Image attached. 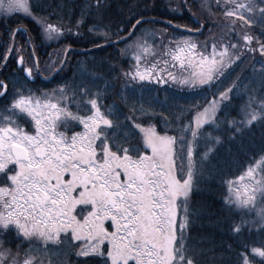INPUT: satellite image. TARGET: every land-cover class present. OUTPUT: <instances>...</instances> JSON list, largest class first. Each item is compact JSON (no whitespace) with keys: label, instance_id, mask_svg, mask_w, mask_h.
I'll return each mask as SVG.
<instances>
[{"label":"trees","instance_id":"16d2710c","mask_svg":"<svg viewBox=\"0 0 264 264\" xmlns=\"http://www.w3.org/2000/svg\"><path fill=\"white\" fill-rule=\"evenodd\" d=\"M238 1L243 4L246 0ZM24 2L26 10L4 11L5 7H0V65L10 33L19 25H26L32 36L28 45L24 34L18 32L17 49L27 64L35 55L44 74L54 72L56 55L61 56L67 47H75V51L67 53L63 69L49 81L28 82L22 75L6 80L7 92L2 100L29 96L41 99L43 93L58 92L59 88L60 116L71 120L81 116L73 112L77 101H95L110 126L97 127L101 136L96 138L93 154L102 164L112 158L110 166L118 171L128 157L151 160L143 130H154L153 134L170 144L169 173L162 175L173 177L178 189L189 193L181 196L184 215H177L184 220V230L176 240L171 264H183L184 259L191 264H264V257L253 251L260 250L264 255V193L258 197L259 217L249 207L236 203L230 192L232 183L253 166L264 177V47L258 49L264 46V0H249V8L240 14L233 13L236 0ZM139 19L143 21L134 26ZM38 22L57 29V42L46 39ZM183 41L193 45L202 61L184 60L188 53L181 51ZM218 47L226 49L224 60L214 55ZM175 57L192 66L197 64L195 71H206L210 78L198 83L180 77L174 63L177 61L171 60ZM69 75L75 79L87 75L93 82H84L79 90L66 81ZM212 99L220 100L214 118L194 130L195 115ZM67 107L72 113L65 110ZM89 110L90 106L81 108L82 115L87 116ZM7 120L25 126L21 116L3 105L0 126ZM63 129L68 135L78 127ZM105 142L114 155L106 150ZM13 167L15 164L4 168L6 181H0V187L12 189L11 200L20 197L19 181L35 173L31 167L22 168V173ZM47 171L41 170L40 175ZM141 173L135 169L131 180L144 194L135 190L132 195L141 201L140 215L147 217L151 189L148 180H141ZM188 175L186 189L183 183ZM63 177L59 175L58 181L67 179L70 184V175ZM148 196L146 209L142 206ZM38 199L43 201L42 196ZM24 200L29 203L28 198ZM128 204L136 206L138 202L131 199ZM5 205L0 201V249L9 256H39L51 264L110 263L105 252L108 244L96 230L90 236L81 231L76 238L73 228L77 220L46 225L26 215L9 219L2 210ZM92 241L102 244L93 252L89 250Z\"/></svg>","mask_w":264,"mask_h":264},{"label":"rangeland","instance_id":"374dc122","mask_svg":"<svg viewBox=\"0 0 264 264\" xmlns=\"http://www.w3.org/2000/svg\"><path fill=\"white\" fill-rule=\"evenodd\" d=\"M7 1L5 5H0V7H5L6 10L4 11L26 10L24 0ZM235 4L237 5H235L233 13L236 14H240L244 12V9L246 11L249 8V0H246L243 4H239V1L236 0ZM38 24L47 40H50V42L57 40L59 34L57 29L42 22H38ZM9 40L10 45L13 40L11 48L14 50V55L19 53L20 50L17 49L18 47L14 42L16 38L12 33H10ZM9 44L6 48L7 51ZM189 45L188 41L182 42L181 51L188 53V55L185 54L184 60L196 63L202 61L201 58L195 55L193 45ZM263 47L262 45L258 49L261 51ZM217 49L213 51L214 55H220L219 57L223 59L226 49L223 47ZM7 53L5 52L6 55ZM175 59L171 60H173L172 62L177 61L174 63H177L178 75L187 81L193 79L197 80L198 83H204L210 78V74L208 75L206 71L201 69L195 71L197 64L192 66L184 63L181 58L175 57ZM209 62H213V59L209 60L208 64ZM31 67L34 71L33 66ZM197 72L201 73L198 74ZM52 91L43 93L41 99L29 96L14 101L5 100L2 104V106H7L14 115L21 116L25 121V126L17 125L15 120H7L5 124L0 126V181H6L8 173L3 172L4 168H8L13 164L16 166L12 168L15 172L22 173L20 170L26 167L35 170V173H30L19 181L17 195L20 197H14V200L9 198V196H14L11 188L0 187V201L6 203L2 208V210H5L4 216L9 219L25 215L27 217L32 216L46 225L54 222L62 224L66 221L77 220L78 223L73 228L76 238H80L81 231H83V235L90 236L92 231L96 230L100 234L101 240L108 243L105 252L110 260L109 264H171L176 240L181 236L180 230H184V220L179 219L177 215L178 212L184 215V199L181 196L186 197V193L187 195L189 193L188 190L178 189L176 179L173 177L170 179V177L162 175L165 172L169 173L167 170L170 165V144L163 138L153 134L154 130L144 128L143 139L146 145L149 146L152 159L157 164L155 165V172L152 171L145 176L148 180L147 185L151 189V215L142 217L140 215L142 212L141 201L139 202L137 197L134 196L139 193L144 194V191L137 188V184L131 180V176L133 177L134 168L141 169L145 166V161L143 159L132 160L128 157L124 161L125 163H122L124 166L119 167L121 171L111 168L112 158H109L105 165L99 162L97 158L93 162L91 159L94 157L93 152L87 156V150L92 147L94 137H96L97 131L100 130L94 128L96 133L93 135L90 123L96 127L93 120L97 122L100 117L96 109H94L92 115L83 116L81 108L96 107V102L77 101L73 112L81 116L71 120V118L60 116V112H63L60 106L62 104L61 91L59 88L57 89L58 92L51 93ZM46 94H51V96H48L49 99H45ZM54 96L56 97L53 99ZM219 104V99H212L195 115L193 120L194 130L214 118ZM65 110L72 113V109L68 107ZM101 121L104 122V126L101 125L100 128L110 126L107 119L103 120L101 118ZM62 126L63 128L73 126L78 127V129L71 134L69 132L67 135L68 130H64ZM72 134H75V136H72ZM13 145L22 146L28 151L27 161L16 160L13 157L11 152ZM80 147H83L82 151ZM78 148L80 151H78ZM107 151L110 155H114L111 154L110 148H107ZM87 158L91 160L88 165H85L83 161H86ZM41 170H48L49 172L46 173H49V175L46 173L40 175ZM59 175L64 176L63 178H68L70 175V184L66 183L67 179L59 182ZM143 178L142 175L141 180ZM113 183L121 187L124 203L132 199L138 204L136 206L128 203L123 204L120 208L117 206L115 210L113 208L116 205L105 206L108 189ZM139 183L141 184L140 180ZM183 184H186L184 186L187 189L190 184L189 175ZM135 190L137 191L136 194L132 195ZM230 192L236 203L249 207L253 213L261 217L258 197L264 193V177L258 173L255 166L246 170L244 175L238 177L232 183ZM42 193L47 194L49 200L42 205L35 206V197H40ZM24 197L28 199L30 197L29 203L24 200ZM147 201H150L149 196L146 198L144 206H142L146 209L149 208L147 207V204H149ZM154 215L157 221L155 230V223H150ZM142 244L144 245L142 246ZM100 245L102 244L92 241L89 248L93 252ZM253 251L259 254L258 256L264 257L260 250ZM13 254L9 256L0 249V264H4L3 260L5 264H51L47 258L43 259L39 256L22 257L21 253ZM61 254L65 256V252L62 251ZM177 264H181L180 261ZM183 264H191V262L184 259Z\"/></svg>","mask_w":264,"mask_h":264},{"label":"bare ground","instance_id":"6f19581e","mask_svg":"<svg viewBox=\"0 0 264 264\" xmlns=\"http://www.w3.org/2000/svg\"><path fill=\"white\" fill-rule=\"evenodd\" d=\"M7 2H8L7 0L1 1L0 2V5H5ZM37 18L38 17L36 16L35 20ZM142 21L143 20H141V19L137 20L134 23V26L136 25V23L142 22ZM17 29H18V31L15 33V31ZM18 32H22L24 34V37H25V39L27 41V44L30 45V41H29L28 37H30L32 35L28 31L27 26L26 25L25 26L24 25H19V27H16L14 29V31L12 32V35L14 36V38H16V34ZM12 43H13V40L11 41V45L9 44L10 46H9L8 51L7 50L5 51V52H8V53H7V55L6 54L3 55V58H2L3 61L1 63V65H0V87H1L0 88V92L2 90L1 82H4L6 84V82H5L6 80L13 79L14 77H17V76L20 77L19 75H22V77L26 81H28V82H33V81H35L37 79L42 80V81H49L52 78L53 74H57L58 72H60L63 69L65 62L67 61V53L70 52V51H75V47H67L64 50V52L62 53L61 56L59 54L56 55V64H55L56 65L55 66L56 68H55L54 72L52 73V75L51 74L50 75H47V74H44L43 73V71L41 70V68L39 69V66L37 64V60L34 57L35 55L33 56V58L31 57L30 62L28 61V64H27V63H25L24 55L21 52L17 53V56L15 57V64H14V65H16V68H15L14 65L11 63L13 61V59H14V56L16 55V54L14 55V50H12V48H11L12 47ZM5 48H7V47H5ZM32 65H33V70L34 71H32V67H31ZM23 68H29L31 70V75L33 77L32 80L29 79V78H27L23 74V72H22ZM16 70H17V72H16ZM71 76L72 75L66 76V78H67L66 81L75 84V86L79 90H82L84 88V82L85 83L87 82L88 84H92L91 82H93V80L90 79L87 75H78L76 77V79L75 78H71ZM6 88H7V84H6ZM6 92H7V89H6ZM51 93H53V91ZM5 94L0 97V108H1L2 104H4V100H2V99L5 97ZM48 96H51V94H46L45 99H49ZM97 105H99V104H97ZM94 109H96L98 111V114H99L100 119L101 118L103 120L104 119H107V118L104 117V115L102 114V111L100 110V108H98V106L91 108V110H89V112H88L87 115H92L94 113V111H95ZM100 119L97 122H95L93 120V122L96 123L97 126H101V125L104 126V122H102V121L100 122ZM27 152L28 151L26 150V153ZM27 160H28V153H27V159H26V161ZM151 160L154 161L152 158H151ZM154 162H155V165H156L157 162L156 161H154ZM136 169L139 170V168H136ZM132 171H133V169H132ZM153 172H155V171H153Z\"/></svg>","mask_w":264,"mask_h":264},{"label":"flooded vegetation","instance_id":"af4514ba","mask_svg":"<svg viewBox=\"0 0 264 264\" xmlns=\"http://www.w3.org/2000/svg\"><path fill=\"white\" fill-rule=\"evenodd\" d=\"M89 122H91V121H89ZM90 128H91V130H92V134L93 135H95V133L96 132H94V128H97L98 126L96 125V127H94L93 125H92V123H90ZM107 127V126H106ZM72 136H75V134H72ZM101 135H99V133L97 132V135H96V137H94V140H93V142H92V144H91V148H89L88 150H87V156H89L90 155V153L92 154V152L94 153V151H95V145H96V138L97 137H100ZM105 144V148H106V150H107V148L109 149V145L107 144V142H105L104 143ZM80 149H81V151L83 150V147H80ZM80 149L78 148V151H80ZM93 156H94V154H92ZM77 156V155H76ZM78 157V156H77ZM92 160H93V162H95L96 161V159H95V156L94 157H92L91 158ZM90 159V160H91ZM90 160L87 158V160L86 161H83V163L85 164V165H88L89 163H90ZM106 163H104V165H105ZM145 166L143 167V168H139V170H143L142 171V175L144 176V178H143V180L144 181H146L147 179H146V175L148 174V173H150L151 171H154L155 170V162L154 161H152V160H149V161H145ZM136 168H134V170H135ZM119 175V174H118ZM140 178V177H139ZM139 178H137L136 177V179H139ZM41 196L43 197V201H39V199H38V197H35V199H34V205L35 206H39V205H41L42 203L44 204V202H47L49 199H48V196H47V194H45V193H42L41 194ZM106 200H105V206H110L111 204L113 205V206H115V208H113L112 206V208L115 210V209H117L116 207L118 206V208H120L123 204H127V203H129V201L127 202V203H124L123 202V191H122V189H121V187L118 185V184H115V183H113L112 185H111V187L108 189V193H107V196H106ZM29 200H30V197H29ZM69 201V200H68ZM68 201H67V203H68ZM131 201V200H130ZM54 204H55V202H53ZM67 203H66V205H67ZM55 206H56V204H55ZM57 207V206H56ZM150 210V209H149ZM146 212V211H145ZM120 213H122V212H120ZM147 214V216H149V215H151V214H148V212H146ZM156 216L154 215V216H152V223H155L154 224V230L157 228V225H156V223H157V221H155V218ZM125 225H127V224H125ZM153 228V227H152Z\"/></svg>","mask_w":264,"mask_h":264},{"label":"water","instance_id":"95a60500","mask_svg":"<svg viewBox=\"0 0 264 264\" xmlns=\"http://www.w3.org/2000/svg\"><path fill=\"white\" fill-rule=\"evenodd\" d=\"M17 31H18V29L15 31V33ZM22 72L27 78H29L31 80L33 79L32 75H31V70L29 68H23ZM1 85H2V90L0 92V97L6 93V89H7L6 84L4 82H1ZM11 152H12L13 157L16 160H26L27 159L26 150L21 146L13 145L11 147Z\"/></svg>","mask_w":264,"mask_h":264}]
</instances>
